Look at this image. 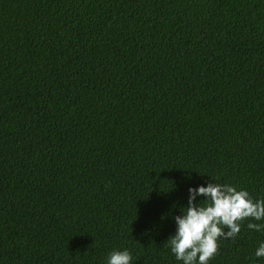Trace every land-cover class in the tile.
<instances>
[{
    "label": "trees",
    "instance_id": "1",
    "mask_svg": "<svg viewBox=\"0 0 264 264\" xmlns=\"http://www.w3.org/2000/svg\"><path fill=\"white\" fill-rule=\"evenodd\" d=\"M210 179L264 199V0H0V264H180Z\"/></svg>",
    "mask_w": 264,
    "mask_h": 264
},
{
    "label": "clouds",
    "instance_id": "2",
    "mask_svg": "<svg viewBox=\"0 0 264 264\" xmlns=\"http://www.w3.org/2000/svg\"><path fill=\"white\" fill-rule=\"evenodd\" d=\"M178 211L180 214L172 217L175 230L166 244L180 264H209L217 253L218 241L235 238L246 219L248 229L264 230V223L251 222H264V199L254 200L247 190L212 179L189 186L186 205ZM253 255L264 257V240L257 244ZM132 261V253L127 248L113 249L105 257V264H132Z\"/></svg>",
    "mask_w": 264,
    "mask_h": 264
}]
</instances>
